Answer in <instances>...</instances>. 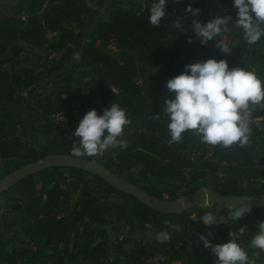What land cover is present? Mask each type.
Listing matches in <instances>:
<instances>
[{
    "label": "trees",
    "instance_id": "16d2710c",
    "mask_svg": "<svg viewBox=\"0 0 264 264\" xmlns=\"http://www.w3.org/2000/svg\"><path fill=\"white\" fill-rule=\"evenodd\" d=\"M7 1L10 0H0V67L9 65L8 70L0 68V160L16 159V169L46 156L22 140L24 124L32 132L51 138L55 146L67 148L78 142L72 131L89 108L102 111L115 102L125 109L131 121L123 135L127 146L110 148L103 154L118 172L136 169L140 180L176 177L181 185L206 184L203 188L225 195L264 194V128L254 122V118L264 114V109H251L249 143L244 147L204 144L192 131L170 145L168 119L162 108L165 98H172L174 93L167 90V80L157 81L156 90L135 82L141 77L143 63L173 66L178 74L185 64L199 60L200 55L224 58L229 67L239 66L237 59L242 57L264 82V37L250 45L241 36L230 53H223L214 43L220 40L230 44L229 31L201 45L191 30L195 18L205 22L217 15L231 14L235 19L232 0H167L166 15L159 26L148 21L152 0L130 5L122 2L131 0H111L107 17L98 18L91 25L83 17L94 9L97 0H14L3 9ZM186 5L198 8V17L187 14ZM66 23L77 25L78 31L65 26ZM46 33L53 37L45 39ZM111 40L118 50L116 55L105 49ZM18 42L46 44L45 49L56 56L48 71L64 67L58 75V88L48 94H36L35 106H30L26 115L18 109L20 93L26 89L31 94L41 81V72L20 66L22 60L18 57L23 47ZM179 46H186L185 59L180 56ZM72 60L70 67H75V71L65 66ZM157 90L165 93L157 105L152 109L142 106L141 102ZM93 160L98 157L93 156ZM102 165L112 171L107 164ZM73 171L63 183L54 181L51 175L40 181L33 174L12 187L14 196L8 199L9 206L0 215V224L9 232L18 229L31 246H24L23 239L19 245L8 246L0 233L3 263L32 264L40 249H44L53 253L61 250L68 261L79 258L86 264H214L215 257L210 248L203 247L200 234L214 244L229 239V231L235 233L242 228L240 220L234 217L205 226L200 222L205 212L218 216L232 215V211L220 209L217 213L199 206L192 209L194 217L186 218L185 230L180 233L171 224L175 215L160 214L134 197L118 193L96 175ZM129 181L155 198H175L171 193L164 197L162 187ZM40 182L41 187L49 184L41 192L37 188ZM109 194H118L119 200L108 198ZM182 214L185 212L178 215ZM248 214L251 221L244 224L246 229L238 242L248 257H264V251L250 244L258 222L264 219V208L251 209ZM113 221L121 222L127 233L149 225L156 234L168 231L170 238L163 243H135L126 248L123 236L111 245L101 226Z\"/></svg>",
    "mask_w": 264,
    "mask_h": 264
},
{
    "label": "clouds",
    "instance_id": "9594fccd",
    "mask_svg": "<svg viewBox=\"0 0 264 264\" xmlns=\"http://www.w3.org/2000/svg\"><path fill=\"white\" fill-rule=\"evenodd\" d=\"M166 3L167 0H152L148 7L151 25L159 26L166 15ZM232 7L236 9L235 19L229 14L217 15L205 22L197 18L192 20L191 30L201 45L228 31L230 22L241 30L243 39L250 45L264 37V0H232ZM185 12L198 17L199 9L186 5ZM214 45L223 53H230L232 49L229 43L220 40ZM165 86L174 93L172 98H165L162 108L168 119V144L180 142L182 134L188 131L204 144L223 148L234 144L244 147L249 143L250 105L264 102V82L254 71L240 66L229 67L224 58L208 57L185 64L181 72L166 81ZM130 123L125 109L118 103H109L102 111L89 108L72 131L78 137V144H73L70 150L72 156H102L109 148H125L124 129ZM229 206L236 220L251 211L248 202ZM200 222L210 226L217 222V217L212 212H205ZM172 227L177 231L180 228L179 225ZM242 231L243 228L235 233L229 231V239L214 244L200 234L203 247L210 248L215 257L214 264H248V255L238 242ZM155 238L163 243L170 234L160 231ZM250 244L264 251V219L258 222Z\"/></svg>",
    "mask_w": 264,
    "mask_h": 264
},
{
    "label": "rangeland",
    "instance_id": "374dc122",
    "mask_svg": "<svg viewBox=\"0 0 264 264\" xmlns=\"http://www.w3.org/2000/svg\"><path fill=\"white\" fill-rule=\"evenodd\" d=\"M97 4L94 6V9L83 17L84 22L91 25V23L98 19V18H106L107 17V7L110 5L111 0H97ZM14 2V0H10L9 2H4L3 9L7 6H11V3ZM134 2H138L140 4H143V0H131L128 2H122L125 5L133 4ZM67 27L73 28L74 31H78L77 25L66 23ZM229 33H228V42H230V45L233 49L234 44L237 42V40L242 36L241 30L235 28L233 25L229 27ZM88 35V33L86 32ZM45 39L50 40L53 37L52 33H46ZM23 47V52L19 55L20 57V66L25 67H34L36 71L41 72V81L39 84L33 88L32 93L29 94L28 90L23 89L20 93L21 99L20 103H18V109L22 111L24 115H26L28 108L30 106H35V99L36 94L44 93L48 94L50 92H54L56 88L60 85L58 75L64 71V67L58 66V68L55 71L49 72L48 69L51 66V60L55 58V54L52 52H48L46 48V44L42 45H28L24 44L22 42H18ZM186 46H179V52L180 56L185 59L186 58ZM107 51H109L111 54L116 55L117 49L115 47V43L113 40L110 41L109 45L105 48ZM231 49V51H232ZM206 59L205 56L200 55L199 60ZM76 60V58H74ZM72 61L66 62V67L71 68L75 71V67H70ZM238 65L240 67H246L249 70L254 71V69L248 65H246V61L244 58L240 57L237 59ZM1 69L8 70L9 65L4 64L0 67ZM141 77L136 78L135 82L138 84H145L152 90L157 89V81L165 82L173 75H176V70L173 66L167 67L164 64L160 65H151L150 63H143L141 64ZM74 76L77 74L74 72ZM165 95L163 90H157L154 95H151L144 99L141 102V105L152 109L154 108L159 100ZM250 108L253 110H262L264 109V102L256 105H250ZM33 118H36L35 115ZM60 118V117H59ZM62 118V117H61ZM254 122L259 128H264V114L260 115L256 118H254ZM25 136L22 138L24 142L27 144L33 146L34 148L48 154L53 153H71V148L73 144H78V142H74L71 146L67 148H60L55 146V144L51 141V138L42 136L38 133H34L31 130V127L28 124L23 125ZM111 149L109 148L107 152H109ZM90 160H93V156H81ZM98 162L100 164H107L108 167L112 169L113 172H115L120 177L135 181L136 183L140 184H150L157 187H162L165 189V192L163 194L164 197H167L168 194L174 195L175 198L173 199H181L186 198L188 195H191L192 193L196 192L199 189H202L204 186L208 185H191L187 184L181 185V181L176 178H152L149 177L147 180H140L136 176V169H132L128 172H118L117 168L112 165L107 159L106 154L102 156H97ZM95 161V160H94ZM18 161L16 159L11 160H0V177L8 171H12L17 166ZM74 169L66 168V167H55V169L50 168L45 172H40L35 174L36 178L38 180L44 179L46 176H52L54 181H59L60 183H63L66 179L69 178L74 174ZM49 184H46L45 187H41V182L38 184L37 188L39 192H41L44 188H46ZM14 196L12 187L6 190L2 193L0 197V215L4 213L9 206L8 199L12 198ZM108 198L112 200H119L118 194H109L107 195ZM172 200V199H171ZM201 207L208 208L211 211H215V206H203ZM199 207V206H195ZM189 208L185 210V214L183 215H175L172 220L171 224L173 225H179V232L182 233L185 230L186 227V218L189 216L190 218L194 217V214L191 213L192 209L195 208ZM228 220L233 218V215H225ZM240 220V227L243 229H246L244 226L245 223H248L251 221L250 214H244ZM101 227L105 228L108 235V242L112 245L115 244V241L117 239L125 236L126 237V248H130L135 243H159L156 240V233L155 231L148 225L144 230H134L132 232L127 233V228H124L121 222L113 221L110 224L102 225ZM0 233L3 234V236L6 238V242L8 246L12 245H19L20 240L23 238L21 237L19 230L14 229L13 231L9 232L8 230H5L1 227L0 224ZM21 238V239H20ZM24 240V239H23ZM25 242V240H24ZM24 246H31V244L25 242ZM44 257V259H43ZM264 257L256 256V255H250L248 257V264H263ZM32 264H86L81 259L77 258L72 261H68L65 256L62 255L61 250L56 251L55 253L49 251L40 249V251L37 254V258L31 262ZM0 264H4L0 259ZM119 264H124L123 262H120ZM172 264H182L181 262H172Z\"/></svg>",
    "mask_w": 264,
    "mask_h": 264
},
{
    "label": "water",
    "instance_id": "95a60500",
    "mask_svg": "<svg viewBox=\"0 0 264 264\" xmlns=\"http://www.w3.org/2000/svg\"><path fill=\"white\" fill-rule=\"evenodd\" d=\"M52 167H66L80 170L102 178L118 193H125L142 202L145 206L163 215H178L195 206L216 205L220 209L231 210L229 205L238 206L250 203L251 209L264 208V194L225 195L211 189H202L181 199H158L142 190L139 186L126 180L97 161L84 157L75 158L68 153H53L41 159L26 162L18 168L0 177V194L13 187L24 177L37 174Z\"/></svg>",
    "mask_w": 264,
    "mask_h": 264
},
{
    "label": "built area",
    "instance_id": "2783aa9c",
    "mask_svg": "<svg viewBox=\"0 0 264 264\" xmlns=\"http://www.w3.org/2000/svg\"><path fill=\"white\" fill-rule=\"evenodd\" d=\"M202 190L203 191H206L207 189L206 188H202ZM216 212L217 213H219L220 212V208L217 206V208H216ZM217 217V221L218 222H223V221H225L226 220V216H225V214H219L218 216H216Z\"/></svg>",
    "mask_w": 264,
    "mask_h": 264
},
{
    "label": "crops",
    "instance_id": "0c3cea01",
    "mask_svg": "<svg viewBox=\"0 0 264 264\" xmlns=\"http://www.w3.org/2000/svg\"><path fill=\"white\" fill-rule=\"evenodd\" d=\"M5 264V263H4Z\"/></svg>",
    "mask_w": 264,
    "mask_h": 264
}]
</instances>
